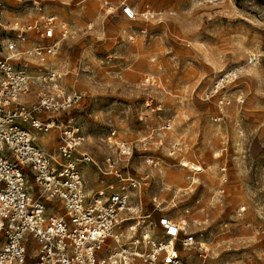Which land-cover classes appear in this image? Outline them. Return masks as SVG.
I'll use <instances>...</instances> for the list:
<instances>
[{
  "label": "rangeland",
  "instance_id": "obj_1",
  "mask_svg": "<svg viewBox=\"0 0 264 264\" xmlns=\"http://www.w3.org/2000/svg\"><path fill=\"white\" fill-rule=\"evenodd\" d=\"M124 1L136 8L134 19L122 12ZM43 3L70 28L46 58L85 95L74 111L86 134L83 150L103 168L112 156L114 173H150L145 207L159 204L196 232L198 243L181 250L182 264H264V0ZM6 19L33 26L26 41L20 37L25 46L43 40L46 25L30 0L10 1ZM52 29L44 42L62 38L58 22ZM230 68L239 70L244 101L216 122V98L206 95ZM112 130L134 145L130 157L120 159L107 145ZM36 134L38 143L55 147L47 133ZM185 160L202 169L192 171ZM81 170L89 188L118 181L93 164Z\"/></svg>",
  "mask_w": 264,
  "mask_h": 264
},
{
  "label": "built area",
  "instance_id": "obj_2",
  "mask_svg": "<svg viewBox=\"0 0 264 264\" xmlns=\"http://www.w3.org/2000/svg\"><path fill=\"white\" fill-rule=\"evenodd\" d=\"M10 1L0 0V264H182L181 250L198 243L196 232L159 204L145 210L142 192L150 173H114L112 156L103 168L82 148L86 134L74 111L85 95L44 61L70 34L68 24L48 12L43 0H30L46 31L43 40L25 46L20 37L26 41L33 26L22 28L20 20L6 19ZM122 12L136 17L126 1ZM57 22L62 38L44 42L53 37ZM238 76L237 68L227 69L209 89L206 99L216 98L218 109L214 121L224 120L228 106L243 104ZM28 94L33 99L25 100ZM163 128L170 129V121ZM36 131L54 133L55 147L38 143ZM105 141L120 159L134 152L115 130ZM142 157L154 163L149 152ZM82 164L114 173L118 181L89 188Z\"/></svg>",
  "mask_w": 264,
  "mask_h": 264
},
{
  "label": "crops",
  "instance_id": "obj_3",
  "mask_svg": "<svg viewBox=\"0 0 264 264\" xmlns=\"http://www.w3.org/2000/svg\"><path fill=\"white\" fill-rule=\"evenodd\" d=\"M48 10V9H47ZM48 12H50V11H48ZM50 13H52V14H55L54 12H50ZM30 37H33V36H30ZM29 37V38H30ZM47 57H49V56H47ZM46 58V57H45ZM46 61L47 62H51V64L53 65V62L51 61V60H47V58H46ZM63 73V72H62ZM63 81H64V83L66 84V85H68V86H70V87H73V88H75L76 90H79V91H81L82 92V90H80V88H79V86L74 82V83H72V82H69V83H66L65 82V77L63 76ZM240 90V89H239ZM241 92H242V90H240ZM243 93V92H242ZM244 94V93H243ZM33 96H32V94H28V95H26L25 97H24V99L25 100H31V99H33L32 98ZM84 102V101H83ZM235 104V103H234ZM237 105V104H236ZM238 106H240V105H238ZM41 118L42 119H46L47 118V114H42L41 115ZM44 139L46 140V142H48V141H53V139H55V134L54 133H49L48 134V136L47 137H44ZM51 139V140H50ZM46 147V146H45ZM50 150V149H49ZM202 172V171H201ZM200 173V172H199ZM98 187H100V186H98ZM97 188V187H96ZM145 202V201H144ZM145 206V205H144ZM154 208V207H153ZM153 208L152 209H147L146 207H145V210H147V211H152L153 210ZM186 211V210H185ZM188 211V213H189V210H187Z\"/></svg>",
  "mask_w": 264,
  "mask_h": 264
},
{
  "label": "bare ground",
  "instance_id": "obj_4",
  "mask_svg": "<svg viewBox=\"0 0 264 264\" xmlns=\"http://www.w3.org/2000/svg\"><path fill=\"white\" fill-rule=\"evenodd\" d=\"M135 10H136V8H135ZM150 99L151 98H149V101H150ZM184 164H186L185 165L186 167H190L192 169V171H195V172H197L198 170L202 169V166L200 164L191 163V162H189L187 160L184 161ZM174 175L175 176H179V175L181 176L182 174L178 172L177 174H174ZM192 178H194V177H192Z\"/></svg>",
  "mask_w": 264,
  "mask_h": 264
}]
</instances>
